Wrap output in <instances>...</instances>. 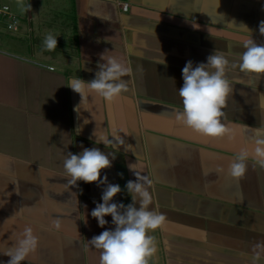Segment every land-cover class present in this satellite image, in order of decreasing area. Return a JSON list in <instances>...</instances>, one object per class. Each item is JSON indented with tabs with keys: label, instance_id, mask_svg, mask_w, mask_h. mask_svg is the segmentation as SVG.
<instances>
[{
	"label": "crops",
	"instance_id": "crops-1",
	"mask_svg": "<svg viewBox=\"0 0 264 264\" xmlns=\"http://www.w3.org/2000/svg\"><path fill=\"white\" fill-rule=\"evenodd\" d=\"M0 3L17 18L14 29L0 21V264L26 226L38 246L22 264H100L88 240L112 227L90 215L104 186L73 185L64 169L69 152L92 147L115 153L101 170L121 186L114 201L130 202L124 185L135 170L150 181V208L165 223L148 233L156 242L148 264H264V254L253 260L264 250V164L251 155L264 140V74L239 67L245 38L264 44V0ZM49 35L53 51L44 47ZM210 53L229 61L226 131L217 137L176 120L181 69ZM110 58L126 69L110 104L68 86L91 81ZM114 130L115 146L97 144ZM242 150L247 170L236 179L228 168Z\"/></svg>",
	"mask_w": 264,
	"mask_h": 264
},
{
	"label": "clouds",
	"instance_id": "clouds-1",
	"mask_svg": "<svg viewBox=\"0 0 264 264\" xmlns=\"http://www.w3.org/2000/svg\"><path fill=\"white\" fill-rule=\"evenodd\" d=\"M245 29L251 32L246 26ZM259 32L264 34V21L259 24ZM44 47L53 51L57 47V37L49 35L44 41ZM244 48L239 61V67L251 74H264V44H257L251 37L242 42ZM229 61L219 54L210 53L203 62L188 60L181 69L182 86L177 89L182 110L176 114L180 124L194 131L209 136L217 137L225 133L226 129L221 121L224 115L223 108L226 98L231 91V85L226 78V68ZM235 67V65H232ZM126 69L115 58H110L106 65H99L94 79H70L68 86L79 93L81 98L90 92H95L109 104L119 97L125 89L122 79ZM115 130L112 138L107 135L97 137V144H113L115 146ZM248 150H242L239 156L229 165L228 174L233 178H242L247 170L246 157ZM251 155L264 164V140H257ZM111 157V159H110ZM115 159L114 152L107 154L97 147L83 148L79 153L69 152L64 161V169L70 177L69 182L78 186V181L86 183L95 182L102 189L100 202H95L91 210V217L95 218L97 225L104 228L109 223L110 228H104L98 235L89 239L90 246L100 250V264H148L147 258L156 251V242L149 231L160 228L165 223V216L150 208L152 196L145 179L135 167L133 175L135 180H128L124 189L130 197V202L124 204L114 201L118 193H122L119 184L109 183L106 175H101V170L111 167ZM122 177V173L119 174ZM110 216L111 220L105 217ZM59 228V221H54ZM38 246V237L33 228L26 226L16 239L15 246L8 250L7 264H22L26 257L34 252ZM264 250L253 256L258 262Z\"/></svg>",
	"mask_w": 264,
	"mask_h": 264
},
{
	"label": "built area",
	"instance_id": "built-area-1",
	"mask_svg": "<svg viewBox=\"0 0 264 264\" xmlns=\"http://www.w3.org/2000/svg\"><path fill=\"white\" fill-rule=\"evenodd\" d=\"M121 8L126 9L128 4L127 2H122ZM2 19H6V27L8 29H14L17 26V18L16 16L10 11V7L8 4L0 3V21Z\"/></svg>",
	"mask_w": 264,
	"mask_h": 264
}]
</instances>
